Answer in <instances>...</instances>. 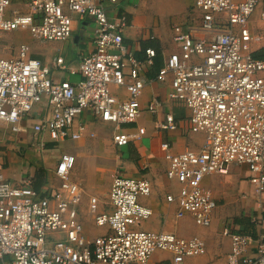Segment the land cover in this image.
I'll return each mask as SVG.
<instances>
[{
    "label": "built area",
    "instance_id": "1",
    "mask_svg": "<svg viewBox=\"0 0 264 264\" xmlns=\"http://www.w3.org/2000/svg\"><path fill=\"white\" fill-rule=\"evenodd\" d=\"M119 1L0 0V51L1 35L14 30L43 42L67 40L73 15L90 20L93 43L73 69L61 56L54 58V69L79 74L73 82L53 76L48 65L30 56L26 43H18L9 57L0 53V132L9 137L27 132L30 144L42 150L50 140L80 138L84 125L73 127L86 112L113 124L116 147L144 135L143 126H124L142 115V70L154 52L146 49V59L140 60L128 51L122 35L127 14L119 11ZM256 6L257 0H194L198 21L172 26L178 50L155 75L168 84L166 97L188 108L189 130L203 134L199 148L164 154L165 176L178 184L165 199L175 203L176 217L188 213L197 225L209 224L215 206L211 191L201 185L205 175L223 174L230 163L245 164L255 189H264V54L251 53V44L263 40L264 31L248 27ZM258 18L264 23V10ZM159 106L153 98L145 111L154 114ZM35 107L42 109L37 116ZM154 124L176 128L171 113ZM161 148L167 150V144ZM74 161L73 154L62 152L53 169L58 187L37 191L27 178L19 183L6 178L0 155V264H149L155 251L169 252L171 264H181L204 252L198 236L138 228L152 213L138 199L149 196L151 186L119 169L111 176L106 210L98 209L95 196L88 197V213L106 230L87 238L79 220L81 186L69 177ZM223 233L230 235V248L221 264H264V239ZM251 243L254 255L248 257Z\"/></svg>",
    "mask_w": 264,
    "mask_h": 264
},
{
    "label": "crops",
    "instance_id": "2",
    "mask_svg": "<svg viewBox=\"0 0 264 264\" xmlns=\"http://www.w3.org/2000/svg\"><path fill=\"white\" fill-rule=\"evenodd\" d=\"M193 3L194 0L119 1V11H124L127 14V25L123 29L122 35L128 51L140 60L146 59V49H153L154 52L151 63L146 64L142 70V77L145 81L140 97L142 115L135 123L124 126H143L145 133L139 140L121 147L114 146L111 140L114 131L113 124L101 122L84 112L77 117L73 127L75 129L77 123L84 125V132L80 138L58 142L50 140L40 151L34 147L35 145L30 144L27 132L9 137L8 133L3 130L0 132V155L3 161L4 175L10 181L19 183L22 179L27 178L33 188L40 184L38 190L54 192L59 185V180L54 176L53 169L59 155L62 152H69L73 156L78 154L83 147L90 146L88 141L97 136L98 131L103 132L105 128L110 127L111 129L113 127V130L110 131L113 150L111 176L115 170L119 169L124 175L145 178L151 186V194L140 196L138 199L143 205L151 208L152 213L149 218L138 225V228L171 232L183 238L198 236L204 242V252L200 255L184 258L181 264H221L230 248V235L223 233L225 229L229 233L250 236L251 239L259 237L264 239V189L262 191L255 189L249 181L251 172L245 164L230 163L227 171L223 174L205 175L201 185L211 191L215 203L210 222L206 226L197 225L188 213L176 217L175 203L165 199L167 194L175 193L178 187L176 182L167 179L165 176L167 166V161L164 158L165 152L175 153L185 148L197 149L203 141V134L189 130L188 108L179 101L168 99L166 97L168 84L155 80L156 72L163 60L170 53L178 50L177 44L172 39V26L174 24L194 23L199 19V13L193 8ZM263 10L264 0H257L256 9L248 21V27L252 32L264 31V23L258 18L259 12ZM170 18L173 19L170 20ZM73 20V32L70 38L64 41H42L43 45L49 46V54L42 56L38 50L32 49L27 44L30 56L48 65L53 76L71 82L78 80L79 74L70 73L67 69L62 71L54 69L52 64L54 58L61 56L66 67L73 69L76 67L79 58L89 53L93 48L92 28L88 31L80 28L83 21L91 23L90 20L87 18L81 20L76 15H73ZM21 42L25 43L24 41L19 43ZM70 43L75 44L76 47L70 55L65 56V46ZM60 46H62L60 51L54 54ZM0 53L4 57H9L13 54V50L7 53L1 44ZM251 53L253 57H261L264 54V39L251 44ZM153 98L160 102V106L156 113L150 114L145 111V107L148 101ZM34 109V116L39 115L42 110L38 107ZM165 113L172 114L176 123L174 130L155 127V120L163 119ZM162 143L167 144V150L161 148ZM91 149V151L97 152L96 147L91 146ZM82 168L81 170L70 171V179L77 182L80 178L84 180ZM110 182L111 178L107 182L105 191L101 190L100 182L94 181L91 185L84 183L82 186H85V190L81 187L82 200L79 211L84 210L88 213L89 196H95L98 200V209L103 210L99 204L100 199L96 195H101L107 191L105 193L106 202ZM97 189L98 191H96ZM84 193L85 195H83ZM83 219L79 213V220L84 224L85 220ZM93 225L96 227L94 232L90 227L86 231L83 226V233L87 238L91 239L106 230L105 227L96 226L94 223ZM254 248V244L251 243L245 255L253 257ZM148 263L171 264V254L166 251H155L149 256Z\"/></svg>",
    "mask_w": 264,
    "mask_h": 264
},
{
    "label": "rangeland",
    "instance_id": "3",
    "mask_svg": "<svg viewBox=\"0 0 264 264\" xmlns=\"http://www.w3.org/2000/svg\"><path fill=\"white\" fill-rule=\"evenodd\" d=\"M172 19L173 18H170V20ZM83 22L81 23L80 28H84L87 31L92 28V23H87V22L83 23ZM20 41H24L32 49L38 50L42 56L50 53L49 48H48L49 46L43 45L42 41L35 39L28 31L14 30L11 32L4 33L1 37V44H3V48L5 49L7 53L14 50L15 49L14 46H16L17 43H19ZM61 47L62 46H60V48H57L54 54L57 51H60ZM74 47L76 46L73 43H70L68 46H65V51H64L65 56L70 55ZM112 128L110 129V127H107L105 128V131L103 132L98 131L97 136H95L94 138L88 141L90 146L83 147L82 151L74 155L75 163H74V168L72 170L74 171L81 170V168L83 167L82 176L84 177V180L82 178H80L78 182L75 180L83 188V190H85L84 189L85 186H82L84 183L86 185H91L92 183H94V181L100 182L102 191H105L107 189L106 185H107V182H109V179L111 178L110 177L111 176L110 172L112 168L111 161L113 160L112 143L110 141V131L113 130ZM69 142L75 143L73 141H69ZM91 146L93 148L96 147L97 152H94V150L91 151L92 150ZM45 156L47 157V155ZM96 191H98V189ZM106 192H104L103 194L101 193V195L95 194L100 199L99 200L100 207H103V209L105 210L108 208L105 202ZM83 195H85V193ZM83 200H85V198H83ZM79 213L84 218L83 220H85L84 224L82 223L84 226V229L88 231L89 230L88 227H90L92 229V232H94L96 227L93 225L94 222H93L91 215L87 213V211L85 212L84 210L82 211L80 210Z\"/></svg>",
    "mask_w": 264,
    "mask_h": 264
},
{
    "label": "trees",
    "instance_id": "4",
    "mask_svg": "<svg viewBox=\"0 0 264 264\" xmlns=\"http://www.w3.org/2000/svg\"><path fill=\"white\" fill-rule=\"evenodd\" d=\"M39 185H40V184L35 185V186H34V189L38 191Z\"/></svg>",
    "mask_w": 264,
    "mask_h": 264
}]
</instances>
